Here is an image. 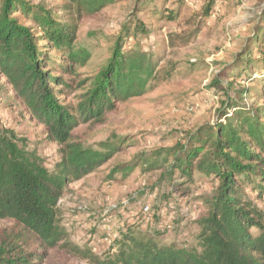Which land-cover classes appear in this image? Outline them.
<instances>
[{
  "label": "rangeland",
  "instance_id": "obj_1",
  "mask_svg": "<svg viewBox=\"0 0 264 264\" xmlns=\"http://www.w3.org/2000/svg\"><path fill=\"white\" fill-rule=\"evenodd\" d=\"M24 1L63 25L75 24L73 47L89 55L84 66H76L75 75L62 74L70 88L56 86L62 89L61 104L75 103L82 92L76 87L79 81L104 70L116 51L128 56L142 51L151 65L136 95L115 101L101 122L89 120L71 130L83 148L98 156L109 154L91 172L64 185L55 224L65 238L54 247H38L41 259L33 262L101 264L129 234L199 249L201 220L219 181L197 170L172 171L168 163L172 148L201 127L219 122L224 96L214 91L215 79L230 91L238 90V105L253 112L264 108V0H83L82 12L76 10L78 0ZM14 14L36 29L30 18ZM38 43L50 61L64 58L46 46L47 40ZM54 67L50 62L49 68ZM53 73L60 75L58 69ZM0 128L12 129L49 171L60 161V145L12 99L1 76ZM163 157L165 163L152 164ZM244 193L264 212V193L257 197L248 187ZM12 224L0 219V229ZM86 251L95 258L84 256Z\"/></svg>",
  "mask_w": 264,
  "mask_h": 264
},
{
  "label": "trees",
  "instance_id": "obj_2",
  "mask_svg": "<svg viewBox=\"0 0 264 264\" xmlns=\"http://www.w3.org/2000/svg\"><path fill=\"white\" fill-rule=\"evenodd\" d=\"M85 3L76 1V10H85ZM32 8L24 0H0V76L12 99L60 145L61 159L49 171L12 129L0 128V219L13 222L0 229V264H36L33 260L39 261L43 253L38 247L51 248L65 238L55 224L64 185L91 172L109 154L98 156L83 148L71 130L89 120L101 122L115 101L136 95L142 75L151 73L142 51L130 56L116 51L104 70L79 81L76 87L82 92L75 95V103L61 104L62 89L56 86L70 88L62 74L75 75L76 66H84L89 55L73 47L75 24L63 25L50 12ZM15 12L30 18L36 29L21 23ZM41 39L64 58L50 61L38 43ZM50 62L60 75L49 68ZM212 86L224 96L219 122L201 127L172 148L174 157L168 163L172 171L197 170L219 181L201 220L199 249L162 243L149 234H129L120 239L117 253L101 264H264V212L244 193L246 187L257 197L264 193V108L255 113L238 105V90L225 88L223 80L215 79ZM155 162L166 159L152 163L159 166ZM87 252L82 254L95 258Z\"/></svg>",
  "mask_w": 264,
  "mask_h": 264
}]
</instances>
